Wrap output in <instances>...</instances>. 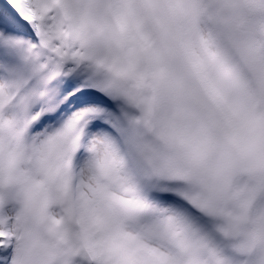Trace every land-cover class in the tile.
Masks as SVG:
<instances>
[{"label":"snow or ice","instance_id":"snow-or-ice-1","mask_svg":"<svg viewBox=\"0 0 264 264\" xmlns=\"http://www.w3.org/2000/svg\"><path fill=\"white\" fill-rule=\"evenodd\" d=\"M28 211L46 264H264V0H0V264Z\"/></svg>","mask_w":264,"mask_h":264},{"label":"clouds","instance_id":"clouds-1","mask_svg":"<svg viewBox=\"0 0 264 264\" xmlns=\"http://www.w3.org/2000/svg\"><path fill=\"white\" fill-rule=\"evenodd\" d=\"M51 215L49 213L47 216H41L34 211H28L24 215L23 224L26 232L38 242L34 249L37 264H46L49 248L59 246L63 251L65 244L70 243L77 230L76 226L66 217L60 216L59 212H56V215L63 219L64 223L54 225ZM61 237L64 238L65 243H61Z\"/></svg>","mask_w":264,"mask_h":264}]
</instances>
